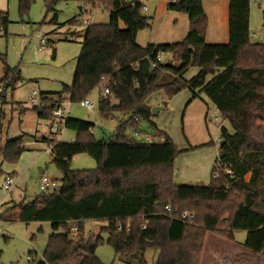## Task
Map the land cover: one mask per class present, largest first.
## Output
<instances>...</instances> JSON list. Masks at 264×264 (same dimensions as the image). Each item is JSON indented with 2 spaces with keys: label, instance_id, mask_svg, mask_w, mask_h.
I'll return each instance as SVG.
<instances>
[{
  "label": "trees",
  "instance_id": "16d2710c",
  "mask_svg": "<svg viewBox=\"0 0 264 264\" xmlns=\"http://www.w3.org/2000/svg\"><path fill=\"white\" fill-rule=\"evenodd\" d=\"M18 1L23 17L36 0ZM57 1L45 0L48 12ZM81 1L104 7L110 13L109 22L85 27L72 85H64L61 92L41 93L38 105L30 110L39 118L51 119L64 96L79 103L105 77L110 80V94L101 99L100 111L122 117L118 130L103 138L92 133V122L69 117L65 128L74 131L76 138L49 141L52 163L62 174L60 186L50 195L43 192L5 210L17 209L19 221L25 224H51L43 259L35 264H105L97 256L103 244L112 247L114 261L124 264H146L149 248L160 250L156 264H201L209 232L231 240L237 231L247 232L242 245L246 251L264 257V43L251 39L250 0L229 1V42L225 44L206 42L203 0H169L168 10L188 15L187 36L177 43L145 46L137 42L138 33L150 26L141 4ZM56 18L57 14L52 21ZM10 22L8 12L0 11V35L7 33ZM158 51L172 54L176 62L151 68ZM0 63L5 67L0 79V99L4 100V92L24 79L1 54ZM192 67L200 70L186 79ZM184 89L193 98H208L234 130L222 128L219 155L207 187L174 184V162L181 151L169 136L164 142L146 143L133 135L141 130V121L151 122L150 96L164 91L172 98ZM24 137L0 142V180L15 177L3 165L19 162ZM80 154L95 159L97 167L73 170L71 161ZM184 212L195 218L182 219ZM89 221L106 225L100 233L84 236Z\"/></svg>",
  "mask_w": 264,
  "mask_h": 264
},
{
  "label": "rangeland",
  "instance_id": "374dc122",
  "mask_svg": "<svg viewBox=\"0 0 264 264\" xmlns=\"http://www.w3.org/2000/svg\"><path fill=\"white\" fill-rule=\"evenodd\" d=\"M126 1L132 2L133 0ZM82 8L83 11L88 10L87 16L81 17L82 20L88 19L91 24L109 22L110 13L108 10L80 0L57 1L50 12L47 11L45 0H36L29 13L23 17L20 14L18 0H0V11L8 12L11 21L8 33L0 35V54L6 57L9 67L20 70L24 79L16 84L15 89L7 90L5 100L0 99V142L21 135H26L34 140L32 147L28 146L33 150H25L17 164L5 163L3 165L7 174L15 171L17 177L23 176L20 188L14 186L11 191H6L1 187L6 177L0 180V194H11L10 199L13 198L12 200L16 203L22 200L27 203L43 193L39 189L38 181L41 173L51 176L60 183L62 174L52 163V154L47 151L49 144L44 143L43 136L47 139L66 142L76 138V133L65 127L62 131L52 130L50 118H39L36 112L30 110L33 105L29 102V97L33 91L38 93L42 91L57 92L62 89L63 84L72 83L76 59L81 51L82 37H77L73 41H58V37L52 34L56 26L51 22L57 14L59 25L66 26V23L72 20ZM149 8L148 11L142 10L143 15L149 18L150 26L138 33L137 42L139 44H146L147 41H150L151 35L159 38L163 32L164 20L159 21L154 18L156 3L149 0ZM263 9L264 3L258 7L260 12L256 11L253 17V21L259 20V24L254 27L252 33L257 35L255 41L260 43H264V27L261 26L264 22ZM92 14L93 16H91ZM64 25L61 30L67 32L66 28L63 29ZM122 26L124 27V25ZM74 27L80 34L85 28L83 25ZM41 39H45L46 43L42 49H39ZM48 40L54 41V44H49ZM172 58L176 62V57ZM4 71L5 67L0 63V79L3 78ZM0 91H2L1 88ZM101 96L103 97V87H98L87 98L95 105L93 110L88 111L75 106V104L72 109L73 116L90 120L95 124L94 131L98 134V138L111 136L118 125L117 121L103 120L101 117L99 111ZM213 111L216 112L214 109ZM178 125L179 123L176 121L174 138L180 135L181 126ZM214 139L217 140V138ZM38 155L39 158L34 160ZM96 167L95 159L87 154H80L78 158L71 161L73 170H90ZM53 192L54 188L51 187L44 193L50 195ZM0 214L2 215L0 218V264H35L42 260L43 252L52 232L50 223H22L18 219L17 209L5 212L2 206H0ZM104 225L106 222L97 221L92 234L100 233ZM40 228L42 230H39ZM91 229H93L91 222H86L84 236H87ZM32 236H35L33 240ZM246 236V231H237L233 239L227 240L209 232L205 241L203 261L210 254H215L218 258L222 255L230 260L235 259V264H264V257L245 252L242 245ZM29 255L33 256L31 260L27 258ZM97 256L105 264H117V261H114V251L107 244L98 247Z\"/></svg>",
  "mask_w": 264,
  "mask_h": 264
},
{
  "label": "crops",
  "instance_id": "0c3cea01",
  "mask_svg": "<svg viewBox=\"0 0 264 264\" xmlns=\"http://www.w3.org/2000/svg\"><path fill=\"white\" fill-rule=\"evenodd\" d=\"M152 1L156 3L154 18L156 20L158 19L159 21L161 19L164 20L163 21V32L159 38H156L155 36L151 35L150 41H147L146 44H140V45L145 46L149 43L150 44H170V43H177V42L183 41L185 37L187 36L189 32V27H190V21H189L188 15L182 12L168 10L169 0H152ZM229 1L230 0H203L204 10L208 18V28H207L205 40L209 44H225L229 42ZM146 3H147V8H148L146 11H148L150 10L149 0H147ZM263 3H264V0H250L251 39L253 35H255V37L257 36L255 33H252V32H253L254 27L258 26L259 24V20H257V22L253 21V17L256 11L260 12L258 10V7L260 5H263ZM83 8L80 9L78 14L74 15V18L72 20H69L66 23L67 24L66 26L64 24L59 25L57 18L55 22L53 21L51 22L54 26H56L53 29L52 34L58 37V41H73L77 37H82V40L80 42L81 51H82V45L84 41V30L80 34L76 30V27L74 26L82 25L81 17L87 16L88 10L85 9L83 11ZM262 12L264 13V9ZM73 21H78L79 23L78 22L73 23ZM63 25L65 26L63 27V29L66 28L67 32L63 30L64 33H61L63 32L61 30ZM261 26L264 27V22H262ZM7 33H8V29H7ZM252 40L255 41V39H252ZM47 42H49V44L50 43L54 44V41L48 40ZM79 56L80 54L78 55V57ZM78 57L75 63L74 74H75ZM199 70L200 69L196 67L190 68L185 74V78L191 79L199 72ZM73 80H74V75H73ZM73 80H72V83H73ZM72 83L63 84L62 89L57 92H61L63 90L64 85L71 86ZM98 87L100 88L102 86L99 85L96 88ZM6 92H4L3 94L4 100H5ZM48 92L57 93L53 91H42L39 93V95L41 93H48ZM89 95L86 98H88ZM101 99H102V96L99 100V111H100ZM74 104L75 106L88 110L86 107L82 106L79 103H74ZM73 106H72V109H73ZM147 106L152 109L154 107H163L164 109L159 111L157 115H153L150 120L151 122L141 121L140 129L146 133L151 132L155 135L161 136L162 138H164V141L166 139L165 136H169L178 146L179 151H181V153L179 154V156L174 162V173H173L174 184L176 186L207 187L211 182L213 165L215 163L217 156L219 155V142L221 140L222 128H226L230 133L234 132L229 121L223 119L220 112L216 109L214 104H212L209 101L208 98L204 96L193 98V94L189 89L182 90L181 92H179L177 95L173 96L172 98L167 97L164 91L157 92L149 97V99L147 100ZM213 109L216 110L217 113L214 112ZM100 115L103 118V120L117 121L118 125L115 129V132L118 130L119 125H120L119 118L122 117L121 113L119 114V116L116 114L112 116L108 113H102L100 111ZM218 116L220 117L219 120L216 119V117ZM70 117L81 119L77 116H73L72 110L70 113ZM81 120H84V119H81ZM86 121L92 122L90 120H86ZM176 121L179 123L178 126H181V128H180V135L177 136V138H174V134L176 133L175 132ZM216 123H220V124L217 125ZM150 125H153L154 127ZM173 126L175 127L173 128ZM94 127H95V124H94ZM0 130H1V127H0ZM93 131H94V128H93ZM95 134H96L95 136L97 137L98 134L96 132ZM214 138H217V140H215ZM42 140L45 141L44 143L49 144L50 139H47L46 137L43 136ZM62 142H66V141H62ZM210 143H213V145H209ZM33 144H34V140H32L28 136L26 137L25 135L21 146H23L25 150H33L28 147V146L32 147ZM79 156L80 155H77L74 158H78ZM38 158H39V155L36 156L34 160ZM52 161H53V158H52ZM22 177L23 176L17 177V175H15L14 177L15 187L20 188V185L22 184ZM59 181H61V178ZM1 187L3 189V185ZM10 196L11 194L10 195L3 194V193L0 194V203H2L0 206H2V209H4V211L10 206L18 204L14 200H12L13 198L10 199ZM7 198L10 200H8ZM21 202H23V200ZM91 224L93 226V229L90 230L89 234L94 232L95 230L94 226L96 225V221H91ZM39 230H42V228H40ZM34 237L35 236H32L31 239L33 240ZM159 255H160L159 249L157 248L147 249L145 252L146 264H156L159 258ZM203 263L204 264H229V263L235 264L236 262H235V259L230 260L229 258L227 259L226 256L223 257L222 255H220L218 258V256L216 257L215 254H210V256H207V259H205V261H203V257H202L201 264ZM74 264H77V263H74ZM117 264H124V263L117 262Z\"/></svg>",
  "mask_w": 264,
  "mask_h": 264
},
{
  "label": "built area",
  "instance_id": "2783aa9c",
  "mask_svg": "<svg viewBox=\"0 0 264 264\" xmlns=\"http://www.w3.org/2000/svg\"><path fill=\"white\" fill-rule=\"evenodd\" d=\"M133 3H139L142 6V10H147V0H133ZM93 16V14H92ZM91 24L90 21L87 19L82 20V25L83 26H87ZM252 39H255V35L252 36ZM46 40L42 39L41 40V48H43L44 44H45ZM172 54L170 53H166L164 51H158L157 55H156V59L155 61L151 62V68H157L160 64H166L169 63L173 60L172 58ZM100 86L103 87V97L102 98H106L109 94H110V80L102 77L99 83ZM29 102L32 105H38L39 103V93L37 91H33V93L31 94V96L29 97ZM74 103H72L71 99H69L68 96H65L63 98V100H61L56 107L52 110L51 112V129L52 130H56V131H62L63 128L65 127V122L66 120L70 117V113L72 110V106ZM79 104H81L82 106L86 107L88 110H93L94 109V104L91 103L87 98L83 99L82 101L79 102ZM217 120L220 119V117H216ZM138 120V119H137ZM141 130H137L133 133V135L139 139L142 140L146 143H152V142H164V138H162L161 136L155 135L153 133H141ZM92 133L94 135L95 132L92 130ZM47 151H49L52 154V146L49 145V149H47ZM53 157V155H52ZM229 171V170H228ZM231 172V171H229ZM214 177L217 179L220 177V175L218 173H216L214 175ZM14 177H6L3 185V189L6 191H11V189L14 186ZM57 180L53 179L51 176L46 175L45 173L41 174L39 177V187L40 190L45 192L46 190H48L49 188L53 187L54 190L56 188L59 187V183L57 184ZM167 210H170V207H167ZM182 219L184 220H190V219H194L195 216L193 214H190L188 212H184L182 214ZM146 223H144V225L142 226V228H145ZM119 230H122V227L119 226L118 227ZM126 229L129 231L130 230V226L128 225L126 227ZM77 229L74 228V233H77ZM32 255H29L27 258L28 260L32 259ZM13 264V263H10Z\"/></svg>",
  "mask_w": 264,
  "mask_h": 264
},
{
  "label": "water",
  "instance_id": "95a60500",
  "mask_svg": "<svg viewBox=\"0 0 264 264\" xmlns=\"http://www.w3.org/2000/svg\"><path fill=\"white\" fill-rule=\"evenodd\" d=\"M115 106H118V104H116ZM163 109H164L163 107H154L152 109V113H153V115H157V113ZM115 114L119 116L120 113H115ZM233 178H235V177L233 176Z\"/></svg>",
  "mask_w": 264,
  "mask_h": 264
}]
</instances>
